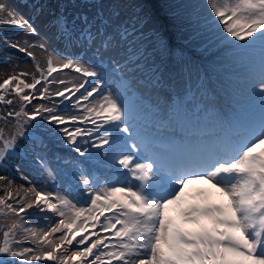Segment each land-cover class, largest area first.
<instances>
[{
  "label": "snow or ice",
  "instance_id": "1",
  "mask_svg": "<svg viewBox=\"0 0 264 264\" xmlns=\"http://www.w3.org/2000/svg\"><path fill=\"white\" fill-rule=\"evenodd\" d=\"M79 5L91 15L77 11L69 19L63 11L52 17V40L64 46L61 52L47 38L29 39L39 37L37 28L0 2V24L23 30L24 39L10 47L33 68L19 70L12 54L0 56V64L12 69L0 80V167L28 160L44 185L37 187L19 168L27 187L0 174V264H264V0H204L203 15L187 13L209 45L218 42L229 56L248 61L258 100V115L211 127L200 124V112L208 111L202 80L187 95L167 94L171 85L161 66L171 62L180 77L187 65L183 55H174L160 22L161 14L177 19L169 0ZM32 8L44 11L38 2ZM69 49L80 51L65 55ZM65 69L78 75H53ZM135 71L144 73L140 83L156 93V104H145L133 87L127 73ZM51 85L63 87L50 91ZM161 127L183 135L165 142L157 136ZM52 140L86 160L106 157L111 178L102 181L78 159L65 160L66 169L52 168L45 153ZM21 141L28 146L21 148ZM197 183L210 185L223 201L213 203L205 189L192 192ZM73 193L87 196L85 206ZM29 210L43 214L37 216L43 225L29 222Z\"/></svg>",
  "mask_w": 264,
  "mask_h": 264
},
{
  "label": "rangeland",
  "instance_id": "2",
  "mask_svg": "<svg viewBox=\"0 0 264 264\" xmlns=\"http://www.w3.org/2000/svg\"><path fill=\"white\" fill-rule=\"evenodd\" d=\"M204 3V0H201ZM0 2L6 3L9 7H11L12 9L15 8V6H12L11 1L10 0H0ZM169 3L171 5V7L174 10V13L177 17L176 20H171L168 19L169 22H165V20L163 18H161L160 22L162 24L165 25V27L167 28V25H170V29L173 30L174 32V36H175V45L174 47V55L175 56H180L183 55L186 58V61L188 63H194L196 60L192 57L191 52L195 49V50H199L204 48V45L206 43V37L207 34H202V31H197L196 35L199 34V36L195 39L194 42V48L192 43H189L187 40L188 37V28L192 25H196L199 26V22L196 20H189L187 18V13L189 12H199L200 15H203L205 9H203L201 6L199 7V9H195L192 6H184L180 0H169ZM171 15V13H170ZM72 16H69V19H71ZM30 20V18H28ZM31 21V20H30ZM50 27L47 25L46 26V31H49ZM53 31V29H52ZM46 38V37H45ZM213 48V45H207L206 49L210 50ZM6 54H12L14 59L12 61L13 64H18L19 65V70H24L25 67H27V65H25L24 63H22L21 59H20V53L13 50L12 48H10V44H8V48H7V53ZM2 54H0V56H4ZM199 62V60H197ZM216 65H223L221 60H217ZM6 71H12V69L6 65ZM143 72L138 71L135 73L136 77H141V74ZM185 75L183 74L182 76H180V82H181V86H182V96L187 95L188 92V86L185 83ZM217 77L218 75L211 70L210 68H202L201 73L196 77L198 78V83L202 80L203 84H204V89L208 92V99L211 102L212 99L216 96H224L223 91L221 90L219 84L217 83ZM191 81V80H189ZM195 85L192 90L195 91L196 89ZM59 87H63V86H59ZM50 91H54V87H50ZM252 95L253 92H251ZM165 100V96L161 95L160 97V102ZM38 100H34L33 104H37ZM32 105L29 106V109H31ZM200 123H205V117L202 116L200 117ZM49 145V142H47ZM25 165V164H24ZM23 165V166H24ZM54 169H66V165H62V164H53L51 166ZM28 171H30V168H27ZM2 175H6V173L1 172ZM62 174H58L57 179H62L61 178ZM14 181H16V179H14Z\"/></svg>",
  "mask_w": 264,
  "mask_h": 264
},
{
  "label": "trees",
  "instance_id": "3",
  "mask_svg": "<svg viewBox=\"0 0 264 264\" xmlns=\"http://www.w3.org/2000/svg\"><path fill=\"white\" fill-rule=\"evenodd\" d=\"M16 3L22 4L25 0H15ZM0 27H4L3 24L0 25Z\"/></svg>",
  "mask_w": 264,
  "mask_h": 264
}]
</instances>
